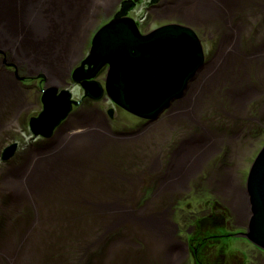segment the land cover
<instances>
[{
	"label": "rangeland",
	"instance_id": "374dc122",
	"mask_svg": "<svg viewBox=\"0 0 264 264\" xmlns=\"http://www.w3.org/2000/svg\"><path fill=\"white\" fill-rule=\"evenodd\" d=\"M12 1L13 0L9 2L8 9H10ZM83 1L85 0H14V3H16L15 8L20 9L17 10L14 8L16 11L13 12V19L10 18L12 15L11 12H5V10L0 11V17L4 16V20L0 23V76L12 80L14 88L16 87L14 96L9 100L7 99L8 103H4L0 106V169L3 168V174L0 175V178H2V180L8 179V182L12 177L16 175V178L18 174L24 172L23 170L32 166V164L27 166L19 165L17 168H14L10 166L11 163L20 164L21 158H33L35 155H43L42 157L44 158L45 155L53 152H46V148L45 151L42 150L41 147H47L43 141L44 138L41 134H35L30 123V118L35 116L37 112L43 110V96L48 90V85H57L59 90L70 89L73 92V99L79 101V105L74 108L73 112L78 109V112L85 114V116H90L89 114L91 113H89V111L94 113V116L97 117H101L102 115L105 117V121L108 125L106 129L112 127L113 132L121 130L123 135L129 132L134 135L137 131L135 126L137 121L140 122V119L132 115H126L116 107L113 108L112 115H109L108 111L111 109V106L108 100L96 102L95 100L86 98L81 86L78 84L76 85L72 80L70 70L79 66L85 56L88 55L90 42L94 34L109 22L118 11H121L123 1L126 0H109L112 2L106 7L112 6L113 9L110 11L105 9L106 7L103 6L104 4H101V0ZM129 1L134 2L135 7L128 15L135 19L142 34L146 35L149 32L170 25L187 28L199 38L202 45L204 44L203 49L208 56L213 52V58L222 59L225 57L226 59H230L229 50H221L216 44L217 42H215L216 36L222 37L223 40L227 39H225L220 30L214 29L213 24L215 19L211 18V13L198 12L195 19L186 16V9L192 6V0ZM216 1L218 0H215V2ZM71 5L78 7L82 5V12L84 11L86 13L83 19V30L85 28L86 33L82 35V39L78 44V52L74 59H70L71 62L69 60V63H67L69 74L67 70L64 71L62 75L59 74L63 71L55 64H50L51 70H49L50 66H47L43 60L32 62L30 58L26 56L27 54L20 55L17 51V53H15L9 38L10 35H18L13 36V40L16 44H18L17 41L20 43L18 38H22L23 35L28 39L32 37L34 43L39 44V41L36 39V34L39 32L43 33L41 26H49L54 23V18H49V13L52 11L51 9L56 10L59 7L65 11L66 7H70L71 10H74ZM63 6L65 7L63 8ZM207 14L210 16H207ZM227 15V21L230 22L231 26H234V29L230 32H234V34H230L231 36H229L227 42L222 40L221 44L223 42L228 44V46L232 44L237 52L235 54L241 59L239 61H243L244 63L234 60L235 66L232 65L229 67L230 74L228 75L232 78L225 80V77L213 86L212 89L216 90L215 97L219 99L218 102H216L217 108L214 106L210 108L204 106L205 109L202 113V119L205 125L200 132L202 136L218 135L217 148L219 150L217 155L213 158V160H217L218 166L215 168L213 164V167L205 168L199 175V180H201L202 186H205L208 191L216 188L214 191L217 190L216 195L220 203L228 208L231 215L226 213V215L223 216L218 212V221L214 228H210V220L206 216L208 210L206 203L196 205L191 200L192 198H190L194 194H190V197L185 200L184 204V210L188 215L192 217L195 216L199 219L198 224L200 228L203 230L216 229L219 235L218 237L224 232L227 233V230L236 234H239L241 231L244 233L248 232L246 227L243 228V225L248 222V216L244 217L240 215L239 211L240 209L242 210V208L240 205L239 209L236 202H234L236 196L232 194V188L234 187L235 189L243 191L246 190V183L251 173L252 166L259 152L264 148V0H238L234 8L228 11ZM44 19H46L47 23H43ZM10 20L12 24H10ZM6 24L10 25L7 26ZM220 24L222 25L224 23L221 21ZM14 25L16 28H19L20 31L14 30ZM222 30L229 32L230 29L225 26ZM17 46L20 47L19 44ZM27 51H29V49H27ZM6 53L11 56L10 59L6 56V59H8V66L2 63ZM56 68L58 70H56ZM107 69V67L104 68L106 72L108 71ZM212 71L214 70L211 69L208 73ZM104 76V74L101 75L97 80L103 82ZM63 77L66 78V81H63ZM233 81L240 82L242 86L241 92L249 93L250 99L245 106L243 105L241 107L235 105L231 108L226 101H224V104L222 102L221 98L230 95V91L232 90L230 84ZM258 87L262 88L259 89ZM51 88L53 87L51 86L49 89ZM191 95L195 96V93L192 92ZM208 95L206 93L201 94L200 100L202 101L204 98H208ZM80 105L88 107V109L83 108L81 111V108H79ZM226 107L229 109L226 110ZM4 108L6 110L3 113L2 110ZM7 108L9 110H7ZM179 109L180 108H178V112H180ZM209 110L214 113L213 116H209ZM195 115L196 114L193 113L194 117ZM85 116H81V118L85 120ZM183 118L184 116H181V118H175L173 121L174 123H184V121H182ZM148 121H151V119L149 118ZM68 133H70V131H68ZM115 139L117 140L120 138L115 137L112 140L108 138L109 142L104 151H101L99 154L100 157L91 158L92 164L90 168L95 172L84 170L81 171L80 176V172L77 175L79 177H82L85 173H88L89 177L96 175L101 177L99 181H92L90 179L88 187L79 183L80 192L77 196L73 194L74 198L69 199L65 197L67 200H64L57 194L54 196L57 198L59 197L58 201L64 205L59 206L58 229H55V226L44 225L42 232L45 236L43 237V242L46 236H51L53 239H56L55 241H57L58 247L55 256L59 257L60 264H85L83 261L79 262V259H75L73 262L69 263L65 259V256L70 255L68 251L74 249V245L77 246L75 252H78L79 248L82 250V245H85V247L88 246L89 243L87 244L85 240V228L88 225L87 220L94 219V221L98 223L103 221V216H99V213L92 207L93 203L97 205L105 204L108 202V198L115 201L117 197V199L119 198L121 201L122 199H129V202L133 204H140L134 196L135 191L130 192V188L125 189L128 185L124 186L125 183L124 180L122 181V178H127L129 175H125L122 168L119 167V163L121 162H115L116 158L114 157H112V160L109 159L108 161H106V158H109V155L113 154L112 156L118 158H130L133 162L137 160L136 163L139 164L142 163V159L136 158V156L133 155L130 149L131 145H128V139L126 147L120 146V143L118 145L113 144ZM41 144H44V146H40ZM12 145H16L15 152L9 158L10 160L5 161L3 159V153ZM115 151L118 152V154H116ZM110 160L111 163H109ZM88 167L89 166H87V168ZM132 172L134 171L132 170ZM230 172L232 174H230ZM1 185L6 186L5 184ZM154 191V193L160 191L158 186L157 188L155 187ZM169 192V198L172 199V197H176L181 203L188 193L187 190H185L187 193L181 197L180 192L173 193L172 190H169ZM202 194H204V192L200 191L199 195L197 194L198 198L206 200L213 197V195L204 196ZM46 196L48 195L44 196L45 201L49 197ZM157 196L159 199H162V194ZM68 204L70 205V210H67ZM44 207L49 208V201L45 202ZM174 214L175 213L169 214L167 211L160 216V219H173ZM115 220L119 219L115 218ZM77 237L81 238L80 242ZM218 237L216 238L215 247L204 252L205 257L210 258L211 256L217 255L219 258L218 263H223L225 259L228 264H241L242 261H244V264H264L263 248L251 244L247 239H244V237L236 236L237 239H226V237H224L223 241ZM98 240L99 238L96 237V242H98ZM223 242H227L228 245L223 244ZM79 243L80 245L78 247ZM182 246H184L186 250L189 249L188 243H184ZM87 253L93 255L95 259L97 257V263L102 260V258H100L102 254L99 250H89ZM114 256L109 259L110 264H125V261H122L123 256L117 254L115 260ZM146 256L147 254L144 255V257ZM148 257L152 258L150 254ZM247 261L249 263H247ZM186 264H193V262L188 261Z\"/></svg>",
	"mask_w": 264,
	"mask_h": 264
},
{
	"label": "bare ground",
	"instance_id": "6f19581e",
	"mask_svg": "<svg viewBox=\"0 0 264 264\" xmlns=\"http://www.w3.org/2000/svg\"><path fill=\"white\" fill-rule=\"evenodd\" d=\"M10 1L11 0H0V11L5 10V12H9V13L11 12L12 15L10 16V18L13 19L14 18L13 12L16 11L14 10L16 3H14L13 0L10 9H8V4ZM108 1L109 0H101V4H104L103 6L106 7L112 2V1L109 2ZM218 1L215 2V0H192L193 4L192 6L189 7L190 9L189 8H188L189 10L186 9V16L188 18L195 19L198 12L199 13L208 12L209 14L211 13L210 14L212 15L211 18L215 19V22L213 21L214 24L212 22L214 29L220 30V32L225 37V39L228 40L229 36H231L230 34H234V32H230L232 29H234L233 28L234 26H231L230 22L227 21L228 20L227 14L228 11L234 8L238 0H227V1L220 0L219 2ZM83 2H86V0ZM71 6L74 10H71L70 7H66L65 11L59 7L56 10L51 9L52 11H50L49 13V18L53 17L54 23H52L49 26L42 25L41 28L43 33L40 32L38 34L35 33L36 39L37 41H39V44L34 43L32 37L28 39L25 35H23L22 38H18L20 43L16 40L17 43L20 45V47H18L17 46L18 44H16L15 41L13 40V36H18V35H13V36L10 35L9 38L11 40L15 53L18 52L20 55L27 54L26 56H28L30 58V61L32 62L34 61L39 62V60H43V62L47 66L48 65L50 66L49 70H51L50 64H55L57 67L61 69V71H63L59 73L61 75L64 73V71L66 70L68 71L67 63H69L70 59L71 60L74 59L75 55L78 52V44L82 39V35L86 33V29L84 28L83 30V25H84L83 19L85 18L86 13L84 11L82 12L83 9L82 5L80 7L74 5ZM64 7L65 6H63V8ZM15 9L18 10L20 8H15ZM105 9L107 11H110L111 9H113V7L109 6L106 7ZM209 14H207V16H210ZM128 17L131 18V16L129 15ZM2 20H4V16L0 17V23L2 22ZM219 21L220 22L222 21L224 24L221 25ZM9 22L10 24H12L11 20ZM43 23H47L46 19H44ZM6 25L9 26L8 24ZM225 26L226 28L230 29L229 32H227L226 30L225 31L222 30V28L223 27L225 28ZM14 30L20 31L19 28L15 27V25H14ZM222 40H223L222 37L216 36L215 42H217L216 44L218 45V47H220L221 50L222 49L229 50L230 59H226L225 57H223L222 59H216L213 58V55L208 56L203 49L204 44L202 45L199 40L198 42L200 44V47L202 48V52L200 55L198 54L199 56L198 59H196L197 55L194 54V56L196 57L195 59L201 61L200 62L201 65L202 64L201 58H203L204 63L205 64L208 63L210 67L207 68L205 73L196 76L194 71L195 69L187 65L186 62L182 63L183 70L181 69L179 73L181 76L185 78L183 81L179 83V85L180 86H184L185 84L186 85L183 88H179L178 90H176V96L178 94H180V96L178 98H175V100L171 102L170 106H166L167 102H162L160 104L161 109H159V104H157L156 107L154 105L155 107L154 109L155 111H157V113L156 115L155 113L149 115L148 118H150L151 121L148 122L146 118L134 114L131 111H128L121 104L112 100L107 95L106 80L108 76V71L106 72L104 70L105 67L102 68L97 73L95 80H97V78L100 77L101 75L103 74L105 75L103 82L97 80V82L101 84L103 90L105 91L104 96H102L100 100H108L112 110L113 108L116 107L120 109V111H122L124 114L128 116L132 115L140 119V122L137 121V124L135 126L137 128V131L134 133V135L131 132L123 135L121 130H118L117 132H113L112 127L110 129H106L108 128V125L105 121L106 120L105 117L102 115L101 117L100 116L97 117L94 116V113L89 111V113H91L89 114L90 116H85V114L78 112V109L75 112H73L74 108L77 107L76 105H73L72 110L67 114L65 118L62 119L63 121L62 120L58 121L57 126L55 128H52L51 131L50 126L57 119L56 117L47 115L43 107V110L41 112H37L35 116L31 117L30 121L39 120V123L37 124V129L43 131L49 130L48 133L50 135L48 137H44L41 135L44 138L43 141L45 142V145L47 146L41 148L43 151H45L46 148V152L47 151H53V152H51L48 155H45L44 158L42 157L43 155L42 156L35 155L33 158H23L22 160H20V164L11 163L10 166L14 168H17L19 165L27 166L29 164H32V166H30V168H26L25 170H23L24 172L18 174L16 178H15L16 175L12 177L8 182H5V185L12 190L13 194H16L17 192L19 195H21V193H23L22 195L35 198L39 202L45 201L44 199L45 195H48L50 198H54L55 194H57L60 197H62V199L64 200H67L65 197L69 199L74 198L73 194L77 196L80 192L79 183L88 187L90 179L92 181H96V180L99 181L101 179V177H98L96 175L89 177L88 173H85V175H83L82 177L79 176L81 175V171L84 170L95 172L92 171V169L90 168L92 164L91 158L100 157L99 154L101 153V151L102 152L104 151L106 145L109 142L108 138H111L112 140L115 137H119L120 139L117 140L115 139L113 144L118 145L120 143V146L126 147L127 139H128L129 140L128 145H131L130 149L133 152V155H135L136 158H141L142 163L141 164L136 163L137 160L133 162L130 158H118L112 156L113 154L109 155V158L107 157L106 161H108L109 159L112 160L113 159L112 157H114L116 158L115 162H121L119 163V167L122 168V171L124 172L125 175H129L127 178H122V181L124 180L125 183L124 186L128 185L127 188L125 189L130 188V192L135 191L134 196L137 198V200L141 198L140 193H146L148 195V200L147 199L142 200L144 206L141 209H139L137 214L131 216L125 213L124 205L126 203L124 201H121L119 198L117 199V197L115 198V201H113L111 198H108V202L105 204L97 205L93 203L92 207L94 208L95 211L99 213V216L105 217V221H108V219L111 220V222L108 224V227H110L111 229L120 230L121 223H112V220L114 218H118L119 220H121V218L119 217L121 216L122 218L123 217L126 218L130 223L132 234H136L140 232V230L142 229L143 223H148L150 220L152 222L155 220L152 218H159L163 212H167V211L169 214L175 213L177 215L180 214L182 216H186L188 221H193V219L196 218L195 216L194 217L189 216L186 211H184V213H181V208L183 207L182 203H174V201L171 198H170L171 200L168 201L165 199H159L157 195L162 194V197H167L169 195L167 194L169 189L175 190V188L181 184L187 183V185L190 184L195 185L196 184L195 180L197 179L198 174L202 173V171H204L205 168L213 167V164L215 165L214 166L215 168H217L218 166L217 160H213V158L217 155V152L219 150L217 148L218 135H212V136L203 135L201 137H198L196 134H193L194 137L197 138V140L194 141L191 139L189 135H186L182 131V129L185 130V127H188L190 129L196 126L202 128L205 125L202 119V113L204 112L205 109L204 106H208L209 108L213 106L216 107L217 105L216 102H218L219 100L218 98L215 97L216 90L212 89L213 86L219 80H223L225 77H226L225 80H227L228 78L229 79L232 78L231 76L228 75L230 74L229 67L232 65L235 66L234 60L240 63H244L243 61H239L241 59H239V56L235 54L237 52L236 49L233 48V45L229 44L228 46V44H225L227 40H223L225 42L221 44ZM184 42H188V40H184ZM179 44L180 42H177L175 40H169V42H165L163 48L167 49V47H171L173 45L177 46ZM92 46H93V38L90 42V46H89L90 49L88 55L85 56L84 60L75 69L72 70L69 69L70 74H72L76 69L80 68L82 64L86 61V59L90 56V51L92 49ZM27 49H29V51H27ZM190 51L191 50H189L188 52ZM104 55L106 54L104 53ZM6 56L8 59H10L11 57L7 53L5 54V57L2 60V63H4L5 65L8 64V59H6ZM173 56L177 57V55H173ZM161 58L164 59L165 57L162 56ZM196 60L193 61L196 62ZM131 64L134 66L137 63L134 64L131 63ZM88 68L89 66L85 65V69L87 70ZM140 68L141 71L148 72V68H146L145 65L141 64ZM211 69L214 71L208 73L209 70ZM56 70L58 69L56 68ZM159 71H161V69ZM179 73L177 74L176 79L178 78ZM180 75L177 80H180ZM65 79L66 78L63 77V81H66ZM194 79H198V80L195 81ZM77 84L78 83H76V85ZM51 86L54 89H57L56 90L57 96L61 94H67L64 91L67 92L70 91L71 92L70 95L73 99L74 94L70 89L59 90L58 86L57 85L54 86L53 84L48 85L47 89L51 90L49 89ZM230 86L232 88V90L230 91V95H226L224 98H221L223 104L224 101H226L231 108L234 107L235 105L241 107L243 105L245 106L250 99L249 93L241 92L242 86L240 85V82L233 81L230 84ZM15 88L12 80L0 76V106H2L4 103L5 104L8 103L7 99L9 100L11 97L14 96ZM81 88L83 89L82 86ZM258 88L261 89L262 87H258ZM192 92L195 93V96L191 95ZM203 93L209 95L208 98H204L201 101L200 98H201V94ZM84 96H85V92H84ZM147 102L151 103L149 100L146 101V103ZM79 108H81V111L83 108L88 109V107L82 105H80ZM178 108H180L179 109L180 112H178ZM227 109L229 108L226 107V110ZM5 110L6 109L4 108L2 112L4 113ZM7 110L9 109L7 108ZM176 112H178L179 114ZM193 113L196 114L195 117L193 116ZM208 113L209 116H213L214 114L210 110ZM81 116H85L86 119L84 120V118H81ZM154 116H156V118H154ZM181 116H184L182 120L184 121V123L183 122L174 123L173 120L175 118H181ZM68 131H70V133H68ZM173 137H175V140L170 141ZM175 141H178V144H176ZM168 145H170L171 148L173 149L174 155H172V152L166 151L169 147ZM40 146H44V144H41ZM115 153L118 154V152L116 151ZM8 160L10 159H5V161ZM111 160L109 163H111ZM87 166L89 167L87 168ZM132 170L134 172H132ZM79 172L80 174L79 176H77ZM163 174H167V177H163ZM230 174L232 173L230 172ZM155 178L156 181H158L157 186L160 191L154 193L151 192L150 190L147 191L145 187L141 186L143 183L146 187H149L150 185H154L153 180H155ZM135 186L138 187L135 188ZM201 189L202 186L198 190ZM204 190H205L204 194L208 192V190L206 189ZM246 190H247V183H246ZM246 190L245 191L238 190L233 187L232 194H235L236 196V198H234V202H236L238 208L241 205L242 210L239 208L240 215L244 217L248 216L247 224L243 225V228L246 227L248 229L251 219L256 218L258 214L257 212L252 211L253 210L252 205ZM204 196H208V194ZM191 200L195 204H197L196 200L194 199ZM148 202H150V204L146 207ZM199 202L201 203V205L204 203H216L218 212H220L223 216H225L226 213L231 215V212L228 210V208L222 203H220L217 195H213V197L206 200L200 198ZM59 204L62 205L61 202ZM129 205L133 206L135 205V203L133 204L132 202H129ZM158 206H160V208ZM243 206L245 209L243 208ZM105 213H111V215L107 216ZM169 221H170L169 219L165 220L161 224L166 226V224ZM87 223L94 226L92 220H87ZM158 223H160V220H158ZM58 225L59 224L55 225V229H58ZM146 225L149 226V224ZM164 226L163 229L166 230ZM153 233L157 235H165V234H158L156 230L150 229L149 237L146 235V238L140 240V242L144 245L143 252L145 251L150 252V255L156 258L158 261L161 262L166 261L168 262V264H173L174 262L180 261V260H176L177 258L183 259L185 258V256H187V253H189V249L186 250L184 246L180 245L181 243L185 242V239L183 238L180 240L177 239L176 241L174 240L175 238L173 236L170 237V235L152 237L151 234ZM245 234L246 233H244L243 231H241L239 234H236L227 230V233L226 232L222 233L221 236L218 238H220V240L223 241L224 237H226V239H237L236 236H239V237H244V239H247L251 244L256 245L247 237H245L244 236ZM85 239L87 244L89 243V245L90 244L96 245L99 243V240L98 242H96V237L94 233L90 231L88 225L85 228ZM121 239L123 241H127L129 238L125 237L124 234H121ZM18 243H19L18 246L15 247V249H12V251H6V249L0 248V252L2 251L8 252L10 253V255H17L19 252L21 254L22 253H26L29 255L34 254L35 246L33 243L28 242L27 240L23 241V243H21V241H18ZM160 243H163L162 247L159 246ZM223 244L228 245L227 242H223ZM81 247L84 249L85 245H82ZM73 248L74 249L68 251L70 255L65 256V259L69 263L73 262L75 259L78 260V257L76 256H82L86 252L83 249L82 250L78 249V252H75L77 250L76 245H74ZM40 253L42 255H39V252L38 255L43 259H45L46 254L43 251H41ZM11 258L13 257L11 256ZM28 258L30 259V257ZM135 261L138 262L139 258H135ZM218 261L216 264L227 263L225 259L223 263H218ZM6 262L3 264H10ZM152 263L150 262V263H142V264H152ZM247 263L249 262L247 261Z\"/></svg>",
	"mask_w": 264,
	"mask_h": 264
},
{
	"label": "water",
	"instance_id": "95a60500",
	"mask_svg": "<svg viewBox=\"0 0 264 264\" xmlns=\"http://www.w3.org/2000/svg\"><path fill=\"white\" fill-rule=\"evenodd\" d=\"M134 7V2L123 1L121 11L96 32L90 56L72 73V80L83 87L86 97L99 101L105 91L95 78L102 68L107 67V95L128 111L149 120V115L154 113L156 115L157 111L154 108L157 104L159 109L162 102H167L166 106H170L171 102L180 96V94L176 96V90L186 85H179L185 78L179 73L183 67L182 63L186 62L195 69L196 76L205 73L210 65L205 64L203 58L201 65V61L196 60L202 48L196 35L187 28L170 25L146 35L142 34L136 21L128 17ZM169 40H175L180 44L163 48L165 42ZM189 50L191 51L188 52ZM160 56L165 58L162 59ZM131 63L137 64L133 66ZM141 64L148 68V72L141 71ZM85 65L89 66L87 70ZM178 73L180 80H177L179 75L176 79ZM51 90L44 93L43 101L45 113L57 119L50 126L52 131L57 122L65 118L73 105L77 106L79 101L72 99L70 91H64L67 94L57 96V89ZM148 100L151 103H146ZM112 111V109L108 111L109 115H112ZM30 123L36 135L41 134L44 137L50 135L49 130L37 129L39 120H32ZM15 149L16 145L6 149L3 159H9ZM246 191L252 211L257 212L258 216L251 219L248 232L244 236L264 249V148L252 166Z\"/></svg>",
	"mask_w": 264,
	"mask_h": 264
},
{
	"label": "flooded vegetation",
	"instance_id": "af4514ba",
	"mask_svg": "<svg viewBox=\"0 0 264 264\" xmlns=\"http://www.w3.org/2000/svg\"><path fill=\"white\" fill-rule=\"evenodd\" d=\"M211 55H213V52L210 53V56ZM201 130L202 128H199L197 126L190 129L188 127H185V130L182 129V131L186 135H189L194 141L197 140V138H195L193 134L201 137ZM172 140H175V137H173L170 141ZM175 143L178 144V141H175ZM166 151L172 152V155H174L173 149L170 145ZM22 159L23 158H21L20 160ZM2 171L3 168L0 169V175L3 174ZM200 174L201 173L198 174L197 179L195 180V185H187L186 183L178 185L175 190L169 189L172 190L173 193L180 192L181 197L188 192L186 198L182 202L183 207L181 208V213H184L185 211V200L190 197V194H194L190 198L196 200L197 204H201L199 202L200 198H198L197 194L199 195L200 191L205 192L204 189L208 190L205 186H202L203 184L201 180H199ZM163 177H167V174H163ZM153 181L154 185L146 187L143 183L141 186L145 187L147 191L150 190L151 192H153L155 190V187L157 188L158 185V181H156V178ZM0 182V248H4L6 249V251H12V249H15V247L18 246V241H21V243H23V241L25 240L33 243L35 246V252L32 255L26 253L21 254L20 252L17 255H10V253L8 252H0V264L5 263L6 261V263L10 264H60L59 257L55 256L56 249L58 247L57 241H55L56 239H53V237L51 236H46L43 242V237L45 236L42 232V229H44V225H50L54 227L59 223L58 212L60 202L58 201V198L54 197L53 199H51L50 197H48L46 201H49V208L44 207L46 201L44 203L39 202L35 198L22 195L23 193H21V195H19L17 192L16 194H13L12 190L8 186L1 185L7 182L6 179L2 180V178H0ZM201 186L202 189L198 190ZM185 190H187V192H185ZM216 193L217 190L214 191V189H211L210 191L202 195H216ZM167 194L170 195V192L168 191ZM140 196L141 198L138 199V202H140V204H135L133 206L129 205V199H122V201L126 203L124 205L126 214L130 216L135 215L138 213L139 209L144 206L142 200H148V195L146 193H141ZM162 199H165L167 201L171 200L168 196L162 197ZM172 200L174 201V203H181L176 197H172ZM149 204L150 202L147 203L146 207ZM61 206L64 205L62 204ZM69 206L70 205L68 204L67 210H70ZM206 206L208 209L206 212V216L210 220V228H214L219 218L217 204L206 203ZM158 207L160 208V206ZM164 213L165 212H163L162 215ZM105 214L107 216L111 215V213ZM119 217L121 218V220H115L114 218L112 220V223H121L120 230H115L108 227V224L111 222V220L108 218V221H105V217H103V221L99 223L95 222L94 219H92L94 226L88 224V227L90 228V231L94 233L95 237L99 238V243L96 245L88 244V246L83 249L86 251L85 254L81 257H78L79 262L83 261L85 262V264H110L109 259L115 255V260L117 254H120V256H123L122 261H125V264H142L150 262H153L152 264H168V262L158 261L152 256V258L148 257V255L150 254V252L148 251L143 252L144 245L140 242V240L146 238V235L149 237L150 229L156 230L158 234H165L157 235L153 233L151 234L152 237L170 235V237L173 236L175 238L174 240L176 241L177 239L180 240L183 238L185 239L184 243H188L189 253H187V256H185V258L183 259L177 258L176 260L180 261L174 262L173 264H186L188 261H192L193 264H216L218 261L217 255L211 256L209 258L205 257L204 254V252H207L211 248L215 247V242L217 241L216 238L219 236L217 234V230H203L199 227L198 218H194L193 221H188L186 216H182L180 214H174L173 219H160V217L152 218L155 220L152 222L150 220L148 223H143L140 232L132 234L130 223L128 222V220L124 217V219L121 216ZM168 219L170 221L166 224V226L161 224L163 221ZM158 220H160V223H158ZM146 224H149V226H147ZM163 226L166 230L163 229ZM121 234H124V236L129 239L127 241H123L121 239ZM77 239L80 242L81 238L77 237ZM184 243H181L180 245ZM162 244L163 243H160L159 246L162 247ZM79 245L80 243L78 244V246ZM89 250H99L102 254L100 256L102 260L97 263V257L95 259L93 255H89V253H87V251ZM41 251L46 254L45 259L39 256L42 255L40 253ZM145 254H147L146 257H144ZM11 256L13 258H11ZM106 256L109 258H107ZM23 257L25 258V260ZM28 257H30V259ZM135 258H139V261L136 262ZM226 264H228V262ZM241 264H244V261H242Z\"/></svg>",
	"mask_w": 264,
	"mask_h": 264
}]
</instances>
